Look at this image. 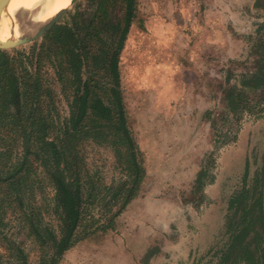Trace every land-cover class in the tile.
<instances>
[{"label": "rangeland", "instance_id": "1", "mask_svg": "<svg viewBox=\"0 0 264 264\" xmlns=\"http://www.w3.org/2000/svg\"><path fill=\"white\" fill-rule=\"evenodd\" d=\"M255 1L252 8L248 0H134L117 70L126 126L144 170L139 196L118 218L116 230L81 239L56 264L214 263L209 250L225 241V203L240 186L245 158L248 176L264 170V112L233 114L225 102L231 86L246 91L251 102L258 99L251 95L257 89L243 87L252 75L256 79L264 72L258 56L247 55L264 23V0ZM122 4L121 0H72L40 37L0 49L6 74H12L17 84L34 83L42 92L37 98L26 97L30 87L25 91L19 86L13 103L8 101L10 92L0 93V152L9 155L0 157L1 164L14 161L20 153L16 143L4 138L11 131L19 133L30 116L39 114L47 125L45 135L55 133L68 117L78 85L73 82L68 48L57 40V27L81 28L73 34L79 45L76 50L87 53L80 66L81 80L92 77L97 86L104 85L100 57L90 56L92 51L96 54V46L91 42L84 46L82 39L97 31L105 42L114 41L116 29L111 25L122 14ZM19 104L22 121H10ZM85 123L89 127V121ZM38 131L33 127L31 134ZM83 131L72 141L81 179L86 173L98 188L125 180V157L117 154L119 148L110 144L111 138ZM25 170L20 191L0 188V264L47 263L48 246L38 245L25 225L31 207L40 226L46 224L57 234L52 190L38 160L29 157ZM90 212L95 217L99 206Z\"/></svg>", "mask_w": 264, "mask_h": 264}, {"label": "trees", "instance_id": "2", "mask_svg": "<svg viewBox=\"0 0 264 264\" xmlns=\"http://www.w3.org/2000/svg\"><path fill=\"white\" fill-rule=\"evenodd\" d=\"M121 2L122 14L114 21V25H111V29H116L114 41L105 42L97 31L94 32L93 37L82 39L84 46L89 42L92 44L90 46H96V54L92 51L90 56L100 57L101 68L98 70L106 79L104 85L97 86L92 77L81 80L80 66L83 65L82 60L86 59L87 53L76 50L79 45L73 37V34L78 33L81 28L76 24L58 26L60 36L57 40L68 48L73 82L78 85L68 105V117L55 133L45 135L44 130L47 125L39 114L36 117L30 116L27 125L22 122L19 133L13 131L11 134V131L7 135L9 138H4L10 143H16L15 145L20 147V153L15 155L14 161L8 160V164L7 161L0 163V188L5 186L6 192L13 188L20 191L18 185L22 182L23 174L27 172L25 164L29 157H33L38 160L52 190L50 202L58 220L57 234H54L46 224L40 226L41 221L35 217L33 207L24 218L34 241L40 246L47 245L49 248L46 264H56L61 254L81 239L113 229L114 218L135 196L144 173L136 144L126 126L118 88L117 58L133 16L134 0H121ZM102 18L103 20L107 18L105 12H102ZM261 29L262 34L255 44L249 46L247 55H257L263 69L264 23ZM1 55H3L2 50H0V93L10 92L8 101L13 103L18 99L19 86H21V90L25 91L30 87L26 97L31 95L33 98L39 97L42 92L38 90V86L35 87L36 84H26L25 81L17 84L12 74H6V65H3L5 60ZM232 62L230 60L228 63ZM21 78L27 80L23 76ZM249 79L243 87L257 89V94L253 92L251 95H256L258 99L251 102L246 91L232 89L231 86L232 88L230 87L231 89L226 92L225 102L228 110L233 114L246 111L256 112L255 115H259V111L264 112V72L256 79L253 75ZM99 92L106 94L104 99L98 96ZM20 109V104L18 110L13 108L10 121L17 122L23 118ZM50 120L52 121L51 118ZM86 121H89V127ZM0 125L3 126V121H0ZM33 127L39 129L34 135L31 134ZM80 129L84 130L83 133L86 131L93 133L97 138H111L110 144L119 148L116 150L117 154L122 152L125 157V169L128 173L125 180L98 188L95 181L86 173L85 180L81 179L78 150L76 145L72 144L74 135L79 133ZM32 146L34 149H31ZM31 154L33 156H30ZM5 156L9 157L7 151L0 152V157ZM248 165V160L245 158L240 186L227 196L222 231L225 241L222 247L209 250L210 255L215 257L213 264H264V170L261 168L248 176ZM4 169L6 171L3 174ZM94 206H99V213L95 217L90 212V208ZM22 264H25L23 260ZM190 264L199 263L198 260H192Z\"/></svg>", "mask_w": 264, "mask_h": 264}, {"label": "bare ground", "instance_id": "3", "mask_svg": "<svg viewBox=\"0 0 264 264\" xmlns=\"http://www.w3.org/2000/svg\"><path fill=\"white\" fill-rule=\"evenodd\" d=\"M69 0H10L8 13L21 7V21L28 33H33L37 24L56 9L68 5ZM13 25L7 19L5 8L0 0V41H9L13 35Z\"/></svg>", "mask_w": 264, "mask_h": 264}, {"label": "water", "instance_id": "4", "mask_svg": "<svg viewBox=\"0 0 264 264\" xmlns=\"http://www.w3.org/2000/svg\"><path fill=\"white\" fill-rule=\"evenodd\" d=\"M10 0H1L3 7L5 8L7 19L9 23L13 25V35L9 41H0V49H7L11 47L18 46L20 44H24L30 41H33L40 37L44 32H46L55 22L56 20L65 12L67 5L59 7L46 17L45 19L41 20L33 33H28L25 28L23 27L21 21V7H17L11 15L8 13V4ZM72 0H69V3Z\"/></svg>", "mask_w": 264, "mask_h": 264}, {"label": "crops", "instance_id": "5", "mask_svg": "<svg viewBox=\"0 0 264 264\" xmlns=\"http://www.w3.org/2000/svg\"><path fill=\"white\" fill-rule=\"evenodd\" d=\"M248 4H249V6L250 7H254L255 6V0H248ZM170 56L172 55V54H169ZM172 57L174 58V55H172ZM229 60H233L232 58H230ZM176 63V61L174 62V64ZM183 67L182 66H180L179 67V70L180 69H182ZM178 69V68H177ZM175 70H176V68H175ZM181 71V70H180ZM176 72V71H175ZM139 194V189H138V191H137V194L124 206V208L121 210V212L114 218V223H113V229H111V230H108L109 232L110 231H112V230H116V228H117V224H118V218L120 219L123 215H125L126 214V212H127V208L136 200V199H138V195ZM98 234H102V233H98ZM68 250H70V248L68 249ZM68 250H66V251H68ZM66 251H64L63 252V254L66 252ZM62 254V255H63ZM138 256V255H137Z\"/></svg>", "mask_w": 264, "mask_h": 264}]
</instances>
